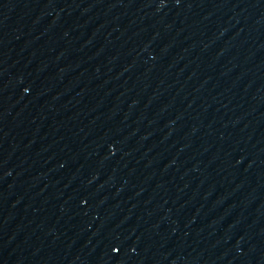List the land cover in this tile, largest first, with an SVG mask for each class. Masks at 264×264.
I'll use <instances>...</instances> for the list:
<instances>
[{
    "label": "water",
    "instance_id": "95a60500",
    "mask_svg": "<svg viewBox=\"0 0 264 264\" xmlns=\"http://www.w3.org/2000/svg\"><path fill=\"white\" fill-rule=\"evenodd\" d=\"M0 264H264V0H0Z\"/></svg>",
    "mask_w": 264,
    "mask_h": 264
}]
</instances>
